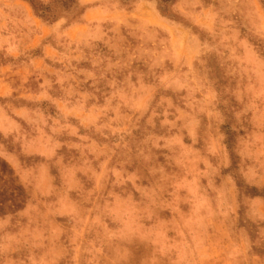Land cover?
I'll use <instances>...</instances> for the list:
<instances>
[{"label": "rangeland", "instance_id": "rangeland-1", "mask_svg": "<svg viewBox=\"0 0 264 264\" xmlns=\"http://www.w3.org/2000/svg\"><path fill=\"white\" fill-rule=\"evenodd\" d=\"M0 264H264V0H0Z\"/></svg>", "mask_w": 264, "mask_h": 264}]
</instances>
